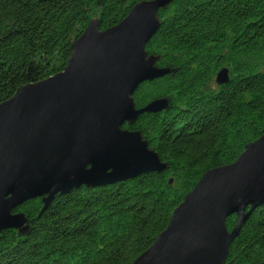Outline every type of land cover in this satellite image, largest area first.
I'll return each instance as SVG.
<instances>
[{
    "label": "trees",
    "instance_id": "1",
    "mask_svg": "<svg viewBox=\"0 0 264 264\" xmlns=\"http://www.w3.org/2000/svg\"><path fill=\"white\" fill-rule=\"evenodd\" d=\"M149 0H0V104L18 88L43 81L66 65L72 44L93 18L100 31ZM147 43L159 68L174 71L141 84L135 108L167 98L160 114L132 126L167 165L113 185L80 187L16 212L31 224L27 237L0 235V264H132L154 243L208 170L231 164L264 136V0H173ZM230 81L215 84L216 72ZM236 217L226 219L227 229ZM225 264H264V204L232 242Z\"/></svg>",
    "mask_w": 264,
    "mask_h": 264
},
{
    "label": "water",
    "instance_id": "2",
    "mask_svg": "<svg viewBox=\"0 0 264 264\" xmlns=\"http://www.w3.org/2000/svg\"><path fill=\"white\" fill-rule=\"evenodd\" d=\"M172 1H142L103 31L93 18L60 72L18 88L0 104V234L28 236L29 219L15 211L30 200L40 199L43 211L57 195L80 187L167 170L139 132L122 127L168 108L164 98L137 109L132 96L141 84L174 73L158 68L160 57L145 51L161 24L158 12ZM215 82L226 85L228 70ZM263 204L264 136L232 164L205 172L132 264H225L241 227ZM232 215L236 223L228 231Z\"/></svg>",
    "mask_w": 264,
    "mask_h": 264
},
{
    "label": "bare ground",
    "instance_id": "3",
    "mask_svg": "<svg viewBox=\"0 0 264 264\" xmlns=\"http://www.w3.org/2000/svg\"><path fill=\"white\" fill-rule=\"evenodd\" d=\"M147 104H148V103H147ZM147 104H146V105H147ZM2 233H3V232H2ZM2 233H1V234H2ZM1 234H0V235H1Z\"/></svg>",
    "mask_w": 264,
    "mask_h": 264
},
{
    "label": "rangeland",
    "instance_id": "4",
    "mask_svg": "<svg viewBox=\"0 0 264 264\" xmlns=\"http://www.w3.org/2000/svg\"><path fill=\"white\" fill-rule=\"evenodd\" d=\"M135 93V92H134ZM134 95V94H133ZM133 97V96H132ZM135 106V105H134ZM151 149V148H150Z\"/></svg>",
    "mask_w": 264,
    "mask_h": 264
}]
</instances>
